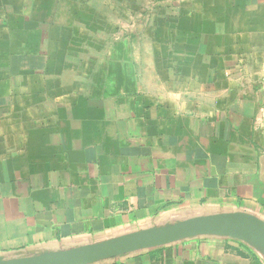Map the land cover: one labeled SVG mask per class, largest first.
Listing matches in <instances>:
<instances>
[{"label": "crops", "instance_id": "1", "mask_svg": "<svg viewBox=\"0 0 264 264\" xmlns=\"http://www.w3.org/2000/svg\"><path fill=\"white\" fill-rule=\"evenodd\" d=\"M134 2L96 59L97 0H0V264L264 226V0ZM83 264H264V244L230 224Z\"/></svg>", "mask_w": 264, "mask_h": 264}, {"label": "water", "instance_id": "2", "mask_svg": "<svg viewBox=\"0 0 264 264\" xmlns=\"http://www.w3.org/2000/svg\"><path fill=\"white\" fill-rule=\"evenodd\" d=\"M230 224L247 225L264 244V226L258 220L245 215H219L190 220L157 231L140 232L81 249L56 253L29 264H83L108 260L135 251L162 246L179 239L205 235L220 226Z\"/></svg>", "mask_w": 264, "mask_h": 264}, {"label": "rangeland", "instance_id": "3", "mask_svg": "<svg viewBox=\"0 0 264 264\" xmlns=\"http://www.w3.org/2000/svg\"><path fill=\"white\" fill-rule=\"evenodd\" d=\"M103 0H100V2H98L97 0V3H96V12H97V21H96V24H97V27H96V34L95 36L93 37V39L90 38V40L92 41V44L95 45L96 48H99L100 51H97L95 53V58L96 59H102L103 58V46L107 45V44H112L114 43V40L117 39L118 37V29H115L114 28V25L115 23L119 22L118 20H115V17L118 15H116V12H115V8H119V4H120V1L121 0H112V4H111V7L113 8L110 12H111V15H112V27L110 29H108V26L106 28H103V21H105L107 23V20H103L102 18H100V16L102 17V15H100V11L101 12H105L106 15L109 13V9L106 5L103 4L102 2ZM124 2L126 1L127 2V8H128V11L129 13H135L136 12V4L134 2V0H123ZM87 5H81V7H85ZM126 5H123L122 3V7H125ZM81 11L83 12H88L89 10L85 7V8H81ZM84 21L81 19V23H83ZM115 30L117 32H115ZM107 35V36H106ZM79 39V41L81 43H85L87 42V38L84 37V35H80L79 37H77ZM106 39V40H105ZM90 41V42H91ZM98 50V49H97ZM88 58V57H87ZM90 58H93L92 56H90Z\"/></svg>", "mask_w": 264, "mask_h": 264}]
</instances>
